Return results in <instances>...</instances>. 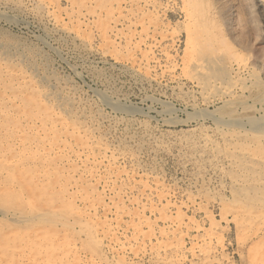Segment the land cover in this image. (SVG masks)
<instances>
[{
	"label": "rangeland",
	"instance_id": "1",
	"mask_svg": "<svg viewBox=\"0 0 264 264\" xmlns=\"http://www.w3.org/2000/svg\"><path fill=\"white\" fill-rule=\"evenodd\" d=\"M0 1V264H264V0Z\"/></svg>",
	"mask_w": 264,
	"mask_h": 264
},
{
	"label": "bare ground",
	"instance_id": "2",
	"mask_svg": "<svg viewBox=\"0 0 264 264\" xmlns=\"http://www.w3.org/2000/svg\"><path fill=\"white\" fill-rule=\"evenodd\" d=\"M13 1V0H12ZM11 1V2H12ZM31 1V0H30ZM36 1V0H35ZM44 1V0H43ZM0 2H2V1H0ZM14 2V1H13ZM17 2V1H16ZM33 2V1H32ZM229 2V1H228ZM20 3H21V1H20ZM19 3V4H20ZM24 3V2H23ZM40 3V2H39ZM14 4V3H13ZM17 4V3H16ZM47 4V3H46ZM4 5V4H3ZM24 5V4H23ZM42 5V4H41ZM16 6V5H15ZM25 6V5H24ZM38 6H39V4H38ZM43 6V5H42ZM50 6V5H49ZM51 6H52V4H51ZM1 7V6H0ZM5 7V6H4ZM11 7V6H10ZM48 7V6H47ZM6 8V7H5ZM52 8V7H51ZM17 9H18V7H17ZM5 10V9H4ZM10 10H12V9H10ZM45 10V9H44ZM222 10V9H221ZM17 11V10H16ZM20 12V11H19ZM27 12H30V11H27ZM52 12H54V11H52ZM56 12V11H55ZM61 12V11H60ZM120 12V11H119ZM227 12V11H226ZM24 13V12H23ZM31 13H32V11H31ZM5 14V13H4ZM4 14H0V20H4V19H6V20H4L5 22H7V24H14L15 25V23L17 24L18 22H19V20H15V19H13V18H11V17H9V16H6V17H4L5 15ZM7 15V14H6ZM16 15V14H15ZM31 15V14H30ZM44 15H45V13H44ZM51 15V14H50ZM58 15V14H57ZM32 16V15H31ZM53 16V15H52ZM59 16H61V15H59ZM26 17V16H25ZM28 17V16H27ZM56 17V16H55ZM60 19H61V17H59ZM17 19V18H16ZM54 18H52V20H53ZM22 20V19H21ZM20 20V21H21ZM58 20V19H57ZM68 20V19H67ZM56 21V20H55ZM74 22V21H73ZM54 24V23H53ZM64 24V23H63ZM68 24V23H67ZM23 25V24H22ZM63 26V25H62ZM68 26V25H67ZM83 26V25H82ZM55 27H56V25H55ZM61 27V26H60ZM64 27H65V25H64ZM73 28V27H72ZM83 28H85L86 29V27H83ZM107 28V27H106ZM66 29V28H65ZM74 29H75V27H74ZM104 29V28H103ZM195 29V28H194ZM219 29V28H218ZM2 30V29H1ZM71 30H73V29H71ZM102 30V29H101ZM152 30V29H151ZM48 31V30H47ZM103 31V30H102ZM188 31V30H187ZM199 32H200V30H198ZM71 32V31H70ZM78 32V31H77ZM77 32H75V33H77ZM103 33H104V31H103ZM62 34V33H61ZM80 35V34H79ZM160 35H162V34H160ZM102 36V35H101ZM101 36H100V38H101ZM83 37V36H82ZM107 37V36H106ZM44 38V37H43ZM85 38H86V35H85ZM85 40H87V39H85ZM82 41H83V38H82ZM89 41V40H88ZM195 41V40H194ZM43 42V41H42ZM41 43V42H40ZM46 43V42H45ZM91 43V42H90ZM88 44V43H87ZM97 44V43H96ZM46 45H47V43H46ZM100 45V44H99ZM51 46V45H50ZM13 47V46H12ZM103 47V46H102ZM101 47V48H102ZM226 47V46H225ZM107 48V47H106ZM210 48V47H209ZM103 49V48H102ZM108 49V48H107ZM211 50V49H210ZM102 51V50H101ZM100 51V52H101ZM108 51V50H107ZM107 51H106V53H107ZM110 51H108V53H109ZM130 53V52H129ZM61 54V53H60ZM107 55V54H106ZM119 55V54H118ZM3 56V54H1L0 55V57H1V59H0V90H3L4 88H8V89H10L11 91H13L11 94L14 96V97H17V96H20V97H23V99L25 100V101H27L28 103H27V106L29 105V107L30 108H34V107H36V106H39L40 105V103L37 101V99L36 100H32L31 98L33 97V92H32V88L30 87V83H29V88H28V90H27V88L24 86V84H26V83H24L21 79H22V75L21 74H19V73H17V71H15V68L12 70V69H5L6 67L4 66V68H3V66H1V60L3 61L4 59V57H2ZM108 56H109V58H111L110 56L111 55H109L108 54ZM107 56V57H108ZM114 56V55H113ZM134 56V55H133ZM30 57V56H29ZM106 57V56H105ZM115 57V56H114ZM117 57V56H116ZM62 58V57H61ZM187 58V57H186ZM113 59V58H112ZM119 59V58H118ZM117 59V60H118ZM121 59V58H120ZM124 59V58H123ZM122 59V60H123ZM128 59V58H127ZM132 59V58H131ZM11 60V59H10ZM121 60V61H122ZM199 60V59H198ZM197 60V61H198ZM238 60V61H237ZM235 62H236V64H237V66H236V69H233V72L235 73V74H241L242 72H243V69H244V65H243V59H237ZM17 61V60H16ZM19 61V60H18ZM18 61L16 62V63H18ZM114 61V60H113ZM7 62V61H6ZM13 62V61H12ZM126 62V61H125ZM196 62V61H195ZM202 62V61H201ZM118 63V62H117ZM116 63V64H117ZM192 63V62H191ZM230 63V62H229ZM233 63V62H232ZM231 63V64H232ZM7 64V63H6ZM86 64V63H85ZM120 64V63H119ZM130 64H131V62H130ZM193 64V63H192ZM13 65V64H12ZM16 65V64H15ZM171 65V64H170ZM191 65V64H190ZM189 65V66H190ZM193 65H197V64H193ZM199 65V64H198ZM208 65H210L209 63H208ZM251 65V64H250ZM28 67V66H27ZM126 67H128V66H126ZM247 67V66H246ZM11 68V67H10ZM22 68V67H21ZM130 68H132V67H130ZM16 69H18V67H16ZM44 69V68H43ZM71 69V68H70ZM129 69V68H128ZM188 70H189V68H187ZM135 71H136V69H134ZM232 70V69H231ZM231 70L229 69V71L228 72H231ZM32 71V70H31ZM71 71H73L72 69H71ZM128 71V70H127ZM130 71V70H129ZM26 72V71H25ZM35 72V71H34ZM37 72V71H36ZM78 72V71H77ZM140 72V71H139ZM145 72V71H144ZM33 74V73H32ZM249 74V73H248ZM31 74H29V76H30ZM234 75V74H233ZM232 75V77H234L235 78V76H233ZM246 75V74H245ZM244 75V76H245ZM251 75V74H250ZM255 75V74H254ZM137 76V75H136ZM25 77V76H24ZM32 77V76H31ZM240 77V76H239ZM250 77H252L253 79L252 80H254V81H256L255 83L257 84V78L255 77V76H250ZM230 78V77H229ZM41 79V78H40ZM232 79V78H231ZM246 79V78H245ZM24 80V79H23ZM39 80V79H38ZM223 80V79H222ZM37 81V80H36ZM234 81V80H233ZM236 81V80H235ZM179 82V81H178ZM228 83H226L227 84V86L228 87H230V88H234L233 86L235 85L232 81H227ZM6 83H8L7 85H6ZM16 85V88H13L12 86L13 85ZM225 84V85H226ZM247 84V83H246ZM32 85V84H31ZM51 85V84H50ZM222 85V84H221ZM250 85V84H249ZM252 85H253V83H252ZM262 85V84H261ZM35 86V85H34ZM108 86V85H107ZM236 86V85H235ZM61 87V86H60ZM239 87V86H238ZM242 87V86H241ZM250 88H251V86H249ZM262 87V86H261ZM223 88H224V86H223ZM71 89V88H70ZM238 89H240V88H238ZM233 90V89H232ZM251 90V89H250ZM58 91V90H57ZM229 91V90H228ZM251 91H253V90H251ZM7 92V91H6ZM238 92V91H237ZM246 93H247V91H245ZM42 93H44V92H42ZM47 93H49V92H47ZM94 93V92H93ZM255 93V92H254ZM254 93H252V94H254ZM0 94H2V93H0ZM209 94V93H208ZM244 94V93H243ZM53 95V94H52ZM234 95V94H233ZM237 95V94H236ZM250 95V94H249ZM248 95V96H249ZM264 95V94H263ZM2 96V95H1ZM45 96V95H44ZM113 96V95H112ZM257 96V95H256ZM5 97V96H4ZM232 97V96H231ZM241 97V96H240ZM36 98V97H35ZM56 98V97H55ZM149 98V97H148ZM225 98V97H224ZM223 98V99H224ZM248 98V97H247ZM10 99V101H12V99L11 98H9ZM40 99H41V97H40ZM18 100V99H17ZM58 100V99H57ZM97 100V99H96ZM100 100V99H99ZM111 100V99H110ZM110 100H107V99H103V102L104 103H107L109 106H111L112 107V110H115V111H117V112H124V113H128V114H133V112L134 113H136V112H139L137 109H134V108H131V110L129 109H126V108H124L123 106H121L120 104H118V103H112ZM238 100V99H237ZM262 99H260V98H254V100L252 101L253 103H255V104H258V105H264V102L263 101H261ZM150 101V100H149ZM217 101V100H216ZM221 101V100H220ZM155 102L157 103V104H159V105H161L162 106V103H160L159 101H156L155 100ZM239 102V101H238ZM71 103V102H70ZM246 103H248L247 101H246ZM55 104V103H54ZM226 104V103H225ZM244 104V103H243ZM7 105V104H6ZM24 105V104H23ZM60 105V104H59ZM78 105V104H77ZM229 105H231L230 103H228V108H226V105H224L223 106V108L225 109V110H223V111H221V113L222 114H220V115H217L216 113H213L212 111L211 112H209V111H206V110H204V111H201V112H198V113H195V116L196 117H201V118H210V119H212V121L214 122V123H216L217 124V126L219 125V124H225V125H235V126H242V127H244V125H247L248 127H249V129L250 130H252L253 132L255 131V132H262V133H264V115H261V116H259V117H250V118H242V116L240 117V115H236V113H235V110L233 109V107H232V105L231 106H229ZM234 105V104H233ZM249 105V104H248ZM95 106V105H94ZM241 106V107H240ZM239 107H240V109L241 110H245L246 111V109H244L245 107L243 106V105H240ZM252 106H253V104H252ZM68 107V106H67ZM259 107V106H258ZM160 108V107H159ZM162 108V107H161ZM1 109V108H0ZM45 109V108H44ZM49 109V108H48ZM165 109V108H164ZM239 109V110H240ZM2 110V109H1ZM17 110V109H16ZM33 110V109H32ZM67 110V109H66ZM78 110V109H77ZM217 110H218V108H217ZM220 110V109H219ZM218 110V111H219ZM251 110V109H250ZM60 111V110H59ZM62 111V110H61ZM19 112H20V110H19ZM33 112V111H32ZM32 112H30L29 113V116L27 117V118H29L30 120H36L37 119V121H38V118H36L35 117V115L34 114H31ZM162 112H164V111H162ZM247 112V111H246ZM251 112H252V110H251ZM13 113V112H12ZM28 113V112H27ZM51 113V112H50ZM101 113V112H100ZM156 113V112H155ZM166 113H168V112H165V116H166ZM3 114V113H2ZM159 114H161L160 112H159ZM263 114H264V111H263ZM28 115V114H27ZM100 115V114H99ZM105 115V114H104ZM164 115V114H163ZM219 116V117H218ZM3 117V116H2ZM61 117V116H60ZM59 117V118H60ZM119 118V117H118ZM3 119H5V118H3ZM108 119V118H107ZM117 119V118H116ZM163 119V118H162ZM161 119V120H162ZM41 121H43L42 119H40ZM198 120V119H197ZM202 120V119H201ZM9 121V120H8ZM60 121H62L61 119H60ZM193 121V120H192ZM54 122V121H53ZM59 122V121H58ZM121 122V121H120ZM170 122V121H169ZM96 123V122H95ZM213 123V124H214ZM120 124V123H119ZM12 125V124H11ZM14 126V125H13ZM227 127V126H226ZM247 127V128H248ZM94 128V127H93ZM217 128V127H216ZM223 128V127H222ZM230 129V128H229ZM236 129V128H235ZM97 130V129H96ZM227 130V129H226ZM246 130V129H245ZM248 130V129H247ZM13 131V130H12ZM223 131V130H222ZM221 131V132H222ZM228 131V130H227ZM38 132V131H37ZM226 134H227V132H226ZM85 135V134H84ZM128 135V134H127ZM239 136V135H238ZM247 136V135H246ZM200 137V136H199ZM228 137V136H227ZM235 137V136H234ZM244 137V136H243ZM248 137V136H247ZM94 138V137H93ZM245 138V137H244ZM222 139V138H221ZM32 140V139H31ZM82 140V139H81ZM230 140V139H229ZM29 141V140H28ZM227 141V140H226ZM233 141V140H232ZM235 141V140H234ZM44 142V141H43ZM163 144V143H162ZM243 144V143H242ZM106 146V145H105ZM216 146V145H215ZM82 147V146H81ZM85 147V146H84ZM217 147V146H216ZM241 147V146H240ZM237 148V147H236ZM242 148V147H241ZM240 148V149H241ZM112 149V148H111ZM238 149H239V146H238ZM243 150V149H242ZM252 150V149H251ZM102 151V150H101ZM197 151V150H196ZM236 151V150H235ZM71 152V151H70ZM237 152V151H236ZM245 152H246V150H245ZM111 153V152H110ZM235 154V153H234ZM238 155V154H237ZM42 156V155H41ZM244 156V155H243ZM247 156V155H246ZM98 157V156H97ZM99 158V157H98ZM109 159V158H108ZM36 160V159H35ZM60 160V159H59ZM62 160V159H61ZM224 160H225V158H224ZM255 160V159H254ZM254 160H253V162H254ZM38 161H40V158H39V160ZM108 161V160H107ZM226 161V160H225ZM108 163V162H107ZM42 164V163H41ZM52 164V163H51ZM64 164V163H63ZM254 164H256V163H254ZM49 165V164H48ZM252 165V164H251ZM263 165V164H262ZM87 166V165H86ZM202 167V166H201ZM139 168V167H138ZM223 170V169H222ZM149 171V170H148ZM231 171V170H230ZM257 171V170H256ZM225 172V171H224ZM235 172V171H234ZM241 172V171H240ZM228 173V172H227ZM108 174V173H107ZM146 174V173H145ZM234 174V173H233ZM235 174H237V173H235ZM204 175V174H203ZM229 175V174H228ZM137 176V175H136ZM18 177V176H17ZM235 177V176H234ZM117 178V177H116ZM258 178V177H257ZM81 179V178H80ZM139 179V178H138ZM33 181H34V179H33ZM41 183V182H40ZM115 183V182H114ZM137 183V182H136ZM145 184V183H144ZM254 184V183H253ZM257 184V183H256ZM143 186V185H142ZM155 186V185H154ZM101 188V187H100ZM237 188V187H236ZM250 189V188H249ZM44 190V189H43ZM131 190V189H130ZM143 190V189H142ZM255 190V189H254ZM41 191V190H40ZM154 191H157V190H154ZM238 191V190H237ZM36 192V191H35ZM214 193V192H213ZM105 194V193H104ZM116 194V193H115ZM11 195V194H10ZM168 195V194H167ZM253 195V194H252ZM27 196V195H26ZM77 197V196H76ZM152 197V196H151ZM163 197V196H162ZM207 197V196H206ZM214 197V196H213ZM255 197V196H254ZM1 198H3V196L1 197ZM159 199H160V197H159ZM204 199V198H203ZM212 199V198H211ZM186 201V200H185ZM188 201V200H187ZM219 201V200H218ZM246 202V201H245ZM4 203V202H3ZM88 203H89V201H88ZM63 204V203H62ZM222 204H223V202H222ZM227 204V203H226ZM221 205V204H220ZM35 206V205H34ZM245 206V205H244ZM20 207V206H19ZM27 207V206H26ZM92 208V207H91ZM109 208V207H108ZM114 208V207H113ZM125 208V207H124ZM24 209V208H23ZM31 209H33V208H31ZM93 209V208H92ZM153 209V208H152ZM228 209V208H227ZM22 210V209H21ZM107 210V209H106ZM120 210H121V208H120ZM176 210V209H175ZM206 210V209H205ZM224 210V209H223ZM4 211H5V209H4ZM2 209H0V214L1 215H3L4 217L7 215L8 216V222L9 223H15L16 225L18 224V225H20V224H22V223H24V222H26V220H28L29 218H32V217H34L35 218V216H44L43 215V213H41L40 211H35V212H37V213H35L34 215H25V214H22V213H20V210L19 209H16V210H14L13 212H7V213H5ZM24 211V210H23ZM22 211V212H23ZM28 211V210H27ZM97 211V210H96ZM152 211V210H151ZM160 211V210H159ZM221 211V210H220ZM26 212V211H25ZM29 212V211H28ZM28 212H26V213H28ZM56 211L55 210H52V213H55ZM142 212V211H141ZM251 212V211H250ZM30 213V212H29ZM88 213V212H87ZM117 213V212H116ZM162 213V212H161ZM203 213V212H202ZM107 214V213H106ZM135 214V213H134ZM163 214V213H162ZM209 214V213H208ZM228 214V213H227ZM247 214V213H246ZM251 214V213H250ZM46 215H50V214H47L46 213ZM51 215H55V214H51ZM50 215V216H51ZM159 215V214H158ZM222 215V214H221ZM119 216V215H118ZM141 217V216H140ZM55 218H56V216H55ZM94 218V217H93ZM132 218V217H131ZM142 218V217H141ZM234 218V217H233ZM43 219H45V220H48V218H43ZM239 219V218H238ZM30 220V219H29ZM28 220V221H29ZM50 220V219H49ZM87 220V219H86ZM207 221V220H206ZM99 222V221H98ZM258 222H259V220H258ZM20 223V224H19ZM250 223V222H249ZM64 226V225H63ZM246 226V225H245ZM97 227V226H96ZM127 227V226H126ZM132 231V230H131ZM244 231V230H243ZM13 232V231H12ZM20 232V231H19ZM56 232V231H55ZM140 232V231H139ZM147 232V231H146ZM149 232V231H148ZM14 233V232H13ZM21 233V232H20ZM97 233V232H96ZM141 233V232H140ZM16 234H18V233H16ZM15 234V235H16ZM3 235V234H2ZM150 235V234H149ZM160 235V234H159ZM179 235V234H178ZM20 236V235H19ZM105 236V235H104ZM135 237V236H134ZM147 237V236H146ZM24 238V237H23ZM22 238V240H24ZM99 238V237H98ZM112 238V237H111ZM117 238V237H116ZM136 239H137V237H136ZM16 240H17V238H16ZM21 240V241H22ZM140 240V239H139ZM13 241V240H12ZM108 241V240H107ZM134 241V240H133ZM257 241V240H256ZM150 242V241H149ZM1 243V242H0ZM117 243V242H116ZM141 243H143L142 241H141ZM3 243H1V245H2ZM25 244V243H24ZM133 245V244H132ZM3 246V245H2ZM1 246V247H2ZM25 247V246H24ZM153 247V246H152ZM13 248V247H12ZM17 248V247H16ZM19 248V247H18ZM27 248H28V246H27ZM1 249V248H0ZM22 249V248H21ZM122 249V248H121ZM4 250V249H3ZM31 250V249H30ZM186 250H188V249H186ZM4 251H6V250H4ZM24 251H25V249H24ZM7 252V251H6ZM10 252V251H9ZM55 252V251H54ZM5 253V252H4ZM261 253V252H260ZM199 254V253H198ZM263 254V253H262ZM37 256V255H36ZM1 257H3V256H1ZM9 258V257H8ZM251 259V258H250ZM50 260V259H49ZM122 260V259H121ZM46 262V261H45ZM50 262V261H49ZM1 263V262H0ZM11 263V262H10ZM15 263V262H14ZM17 263V262H16ZM33 263V262H32ZM204 263V262H203ZM6 264V263H5ZM19 264V263H18ZM61 264V263H60Z\"/></svg>",
	"mask_w": 264,
	"mask_h": 264
}]
</instances>
